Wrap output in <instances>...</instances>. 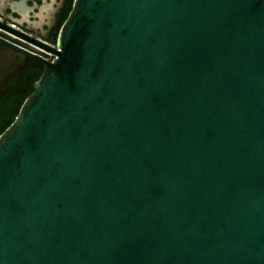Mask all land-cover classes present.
Wrapping results in <instances>:
<instances>
[{
  "label": "water",
  "instance_id": "obj_1",
  "mask_svg": "<svg viewBox=\"0 0 264 264\" xmlns=\"http://www.w3.org/2000/svg\"><path fill=\"white\" fill-rule=\"evenodd\" d=\"M0 28L51 54L0 131V264H264V0Z\"/></svg>",
  "mask_w": 264,
  "mask_h": 264
},
{
  "label": "flooded vegetation",
  "instance_id": "obj_2",
  "mask_svg": "<svg viewBox=\"0 0 264 264\" xmlns=\"http://www.w3.org/2000/svg\"><path fill=\"white\" fill-rule=\"evenodd\" d=\"M19 1L0 0V20L25 32L29 36H34V38L52 44V42L47 40V37L51 34L55 14L58 12L63 0H23L27 6L25 13H22L15 6L14 2ZM43 3H49V5L45 4V9L40 12L36 7ZM24 51L46 58L51 57L48 51L29 40L0 28V101L9 93L12 84H18L23 79L24 74L20 68H25L27 60L36 61L27 56ZM4 63L12 64L13 68H5ZM25 71H27L26 68Z\"/></svg>",
  "mask_w": 264,
  "mask_h": 264
},
{
  "label": "trees",
  "instance_id": "obj_3",
  "mask_svg": "<svg viewBox=\"0 0 264 264\" xmlns=\"http://www.w3.org/2000/svg\"><path fill=\"white\" fill-rule=\"evenodd\" d=\"M71 0H63L62 5L59 7L58 12L55 14V21L51 30V34L47 37V40L54 42L56 30L65 17ZM25 68L27 71L24 72ZM25 68L21 67L24 77L18 84H12L9 93L0 101V131L12 120L15 115L19 103L32 89V82L39 75L42 66L39 62L28 59L25 63Z\"/></svg>",
  "mask_w": 264,
  "mask_h": 264
},
{
  "label": "rangeland",
  "instance_id": "obj_4",
  "mask_svg": "<svg viewBox=\"0 0 264 264\" xmlns=\"http://www.w3.org/2000/svg\"><path fill=\"white\" fill-rule=\"evenodd\" d=\"M4 66H5V68H7V69H12V68H13V65H12V64L4 63Z\"/></svg>",
  "mask_w": 264,
  "mask_h": 264
},
{
  "label": "built area",
  "instance_id": "obj_5",
  "mask_svg": "<svg viewBox=\"0 0 264 264\" xmlns=\"http://www.w3.org/2000/svg\"><path fill=\"white\" fill-rule=\"evenodd\" d=\"M51 55V54H50Z\"/></svg>",
  "mask_w": 264,
  "mask_h": 264
}]
</instances>
